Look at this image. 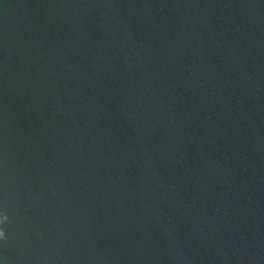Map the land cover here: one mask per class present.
Masks as SVG:
<instances>
[{"label":"water","instance_id":"95a60500","mask_svg":"<svg viewBox=\"0 0 264 264\" xmlns=\"http://www.w3.org/2000/svg\"><path fill=\"white\" fill-rule=\"evenodd\" d=\"M0 264H264V0H0Z\"/></svg>","mask_w":264,"mask_h":264},{"label":"clouds","instance_id":"9594fccd","mask_svg":"<svg viewBox=\"0 0 264 264\" xmlns=\"http://www.w3.org/2000/svg\"><path fill=\"white\" fill-rule=\"evenodd\" d=\"M0 235H3V233H0Z\"/></svg>","mask_w":264,"mask_h":264}]
</instances>
